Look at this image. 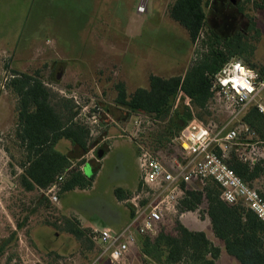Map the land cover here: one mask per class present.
Returning a JSON list of instances; mask_svg holds the SVG:
<instances>
[{"label": "rangeland", "instance_id": "374dc122", "mask_svg": "<svg viewBox=\"0 0 264 264\" xmlns=\"http://www.w3.org/2000/svg\"><path fill=\"white\" fill-rule=\"evenodd\" d=\"M176 1L0 0V264H88L101 247L85 226H109L112 231L124 227L119 219L126 220L124 207L130 208L126 202L123 208L118 206L115 190L136 184L141 170L135 143L147 142L153 150L148 135L161 126L156 123L136 135L133 118L117 104L118 86L131 97L150 87L151 76H184L204 53L203 40L210 28L223 38L242 31L252 51L245 54V63L257 71L264 69V0H236L235 5L232 0H204L205 24L195 43L171 16ZM16 74L45 83L60 107L68 99L74 101L77 120L91 128V142L98 144L89 155L93 163L84 169L87 177L100 170L92 189L65 193L62 183L55 203L47 189L24 187L22 166L28 153L17 135L19 98L11 86ZM262 99L264 103V94ZM193 110L192 117L215 134L232 112L212 97L206 109L193 105ZM110 145L112 151L99 166L97 151ZM56 149L74 156L69 140L59 141ZM161 154L169 159L168 151ZM234 158L231 151L230 166ZM78 162L74 161V170ZM260 167V176L245 182L264 194V164ZM139 187L140 179L129 198ZM207 208L204 201L194 212L180 209L173 221L189 230L196 221L205 228L210 220ZM67 218H78L87 231L82 242L63 231ZM166 228L174 233L175 223ZM144 254L140 245L124 264H152Z\"/></svg>", "mask_w": 264, "mask_h": 264}, {"label": "trees", "instance_id": "16d2710c", "mask_svg": "<svg viewBox=\"0 0 264 264\" xmlns=\"http://www.w3.org/2000/svg\"><path fill=\"white\" fill-rule=\"evenodd\" d=\"M203 1L177 0L171 10L172 18L188 31L193 43L199 39L205 24ZM203 51L184 76L168 79L151 76L150 87L136 90L131 97L124 86H118L117 104L127 109V118L141 112L150 115L161 126V130L150 134L156 150L168 149L174 137L192 119L185 105L174 109L180 88L192 98L197 109H206L212 97V78L230 60L246 64L245 54L252 52L242 31L223 38L211 28L207 39L203 40ZM258 72L264 79V69ZM11 86L19 98L18 139L28 153L27 162L22 166L24 187L28 191L36 188L48 190L58 176L64 174L63 192L90 188L99 168L87 177L81 167L86 163L85 156L98 144L91 142V128L77 120L79 112L75 111L74 101L68 99L60 107L59 103H54L56 96L45 83L26 74H16ZM242 121L264 138V114L256 106L249 109ZM62 139L70 141L74 156L56 149ZM102 150L107 153L108 149L104 147ZM75 160L79 162L74 170ZM260 166L251 169L237 158L231 163V167L246 182L260 176ZM260 194L264 198V194ZM115 195L119 201L129 199L128 192L120 188L115 190ZM221 195L222 189L213 181L202 190L188 188L180 209L194 212L204 201L207 202L206 215L210 218L215 236L224 242L227 253L241 264H264V223L243 204L230 205L222 200ZM62 229L80 242L87 232L78 218L65 219ZM140 245L152 264H216L221 255V249L204 232L191 231L177 220L174 233L163 228L153 239L142 238Z\"/></svg>", "mask_w": 264, "mask_h": 264}, {"label": "built area", "instance_id": "2783aa9c", "mask_svg": "<svg viewBox=\"0 0 264 264\" xmlns=\"http://www.w3.org/2000/svg\"><path fill=\"white\" fill-rule=\"evenodd\" d=\"M211 93L214 100L224 102L232 110L230 120L216 134L193 115L166 150H156L152 139L153 150L147 142L135 143L141 187L126 201L133 216L116 231L90 230V237L99 244L101 252L88 264H124L142 238L153 239L163 228L175 223L173 220L179 214L186 189L202 190L210 181L222 189V200L230 205L243 204L264 223V198L227 162L229 153L234 151L250 168L264 163V140L242 121L252 106L264 114V79L257 70L233 59L212 78ZM181 102L194 111L192 98L180 88L174 109ZM131 117L138 136L157 123L141 112ZM162 151H168L169 159L164 158ZM64 179V174L58 176L47 190L55 203L59 202L57 192Z\"/></svg>", "mask_w": 264, "mask_h": 264}, {"label": "crops", "instance_id": "0c3cea01", "mask_svg": "<svg viewBox=\"0 0 264 264\" xmlns=\"http://www.w3.org/2000/svg\"><path fill=\"white\" fill-rule=\"evenodd\" d=\"M95 149V148H94ZM94 149H92L89 153H88V155H86V163L81 167V170L83 171V173L85 174V167H86V165L88 164V163H93V158H89V155H91V153H93L94 152ZM112 151V145H110V147H109V149L107 150V153H105V155H104V157L102 158V159H100V160H95V162L96 163H99V166L101 165V162L108 156V154L110 153ZM140 167V166H139ZM99 172H100V170L98 171V173H97V175H96V178H95V180H94V182H93V184H92V186L90 187V188H87V189H83V190H89V189H92L95 185H96V182H97V179H98V175H99ZM139 177H138V180H137V182H136V184H134L133 186H131V187H129V188H126V189H123V188H120V189H123L124 191H126V192H129V191H134V190H136L137 189V187H138V184H139ZM76 190H82V189H75V190H73V191H76ZM71 192V191H70ZM117 199V198H116ZM127 201V200H126ZM126 201H119L118 199H117V203L119 204L118 206L119 207H121V208H123L124 206H122V205H124L123 203L124 202H126ZM124 208H126L127 209V218H126V220H124V219H119L120 220V222H124V224H123V226H125L129 221H130V219H131V210L129 211L128 210V208L127 207H124ZM124 220V221H123ZM207 222L208 221H204V224H207ZM82 223H84V222H82ZM208 224H209V226H207V227H205V228H202L203 227V224H201L200 222H197L196 221V223L193 225V226H191V230L192 231H204L205 233H206V235H207V237H208V239L215 245V246H217V247H219L220 249H221V255H220V258L218 259V261L216 262V264H241L235 257H233V256H231V255H229L228 253H227V251H226V248H225V244H224V242L222 241V240H220V239H218L216 236H215V234H214V232H213V229H212V227H211V222H210V220H209V222H208ZM88 225V224H87ZM85 226V227H90L89 229L91 230L92 228H97V229H102V228H100L99 226H97V225H94V224H90V225H88V226ZM188 227V226H187ZM103 228H106V229H110V227L109 226H103ZM112 230V229H111Z\"/></svg>", "mask_w": 264, "mask_h": 264}, {"label": "water", "instance_id": "95a60500", "mask_svg": "<svg viewBox=\"0 0 264 264\" xmlns=\"http://www.w3.org/2000/svg\"><path fill=\"white\" fill-rule=\"evenodd\" d=\"M232 2H235L234 0H232ZM105 152L103 150H98L97 151V158L100 160L104 157Z\"/></svg>", "mask_w": 264, "mask_h": 264}, {"label": "flooded vegetation", "instance_id": "af4514ba", "mask_svg": "<svg viewBox=\"0 0 264 264\" xmlns=\"http://www.w3.org/2000/svg\"><path fill=\"white\" fill-rule=\"evenodd\" d=\"M235 2H232L234 5L237 3V1L236 0H234Z\"/></svg>", "mask_w": 264, "mask_h": 264}]
</instances>
